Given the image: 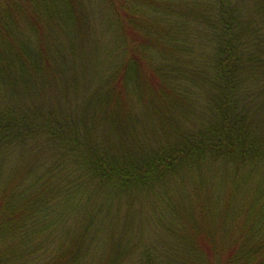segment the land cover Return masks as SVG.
Returning a JSON list of instances; mask_svg holds the SVG:
<instances>
[{
    "label": "trees",
    "instance_id": "16d2710c",
    "mask_svg": "<svg viewBox=\"0 0 264 264\" xmlns=\"http://www.w3.org/2000/svg\"><path fill=\"white\" fill-rule=\"evenodd\" d=\"M0 264H264V0H0Z\"/></svg>",
    "mask_w": 264,
    "mask_h": 264
},
{
    "label": "rangeland",
    "instance_id": "374dc122",
    "mask_svg": "<svg viewBox=\"0 0 264 264\" xmlns=\"http://www.w3.org/2000/svg\"><path fill=\"white\" fill-rule=\"evenodd\" d=\"M84 19V18H83ZM110 93H111V97H113V96H116L117 97V93L119 92V91H109ZM115 98V97H114ZM118 99V98H117ZM74 102V101H73ZM111 131V135L113 134V131L112 130H110ZM163 144V143H162ZM217 178H218V176H217ZM156 184L155 185H157V184H159L160 183V181L157 179V178H155L154 180H153ZM161 191L163 190V188H159ZM168 190L169 189H164L163 191H162V193H169L168 192ZM152 191L154 192V191H156V188H153L152 189ZM160 191V192H161ZM149 198H153L152 196H150ZM166 198H168V199H170L171 198V196L170 195H167V197ZM171 200V199H170ZM211 206V208L213 209V210H215L216 211V208L211 204L210 205ZM139 213L141 212V210H142V213H145V211H146V208H139ZM192 214H194V212H192ZM144 218V215L143 216H141V218H139V219H137L136 220V222H135V228H137L139 225V227H142V229L143 228H147V229H149V231H150V233H151V230H152V228H151V226L146 222V220H144L143 219ZM134 223V222H133ZM178 226V225H177ZM174 227H176V226H174ZM159 230L160 229H156V231H157V233L159 232ZM155 231V232H156ZM178 231V233H179V230H177ZM151 244H149V248L147 249V250H149V249H151L152 247H153V245H154V243H156L157 242V238L155 237V238H152L151 239ZM123 248H124V251L125 250H131V251H133L132 249H131V246H130V242L129 241H126L125 242V244H124V246H123ZM135 258H136V255L131 259V257H130V261L132 260H135Z\"/></svg>",
    "mask_w": 264,
    "mask_h": 264
}]
</instances>
